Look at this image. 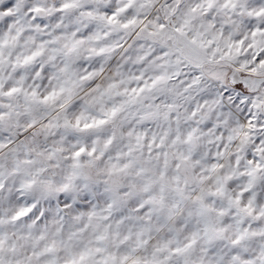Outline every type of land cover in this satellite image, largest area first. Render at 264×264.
Returning a JSON list of instances; mask_svg holds the SVG:
<instances>
[{"label":"clouds","instance_id":"obj_1","mask_svg":"<svg viewBox=\"0 0 264 264\" xmlns=\"http://www.w3.org/2000/svg\"><path fill=\"white\" fill-rule=\"evenodd\" d=\"M0 264H264V0H0Z\"/></svg>","mask_w":264,"mask_h":264}]
</instances>
